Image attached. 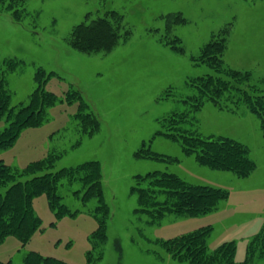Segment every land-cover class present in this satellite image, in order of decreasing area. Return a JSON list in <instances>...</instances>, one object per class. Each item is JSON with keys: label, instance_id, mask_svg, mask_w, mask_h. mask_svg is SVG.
Wrapping results in <instances>:
<instances>
[{"label": "rangeland", "instance_id": "obj_1", "mask_svg": "<svg viewBox=\"0 0 264 264\" xmlns=\"http://www.w3.org/2000/svg\"><path fill=\"white\" fill-rule=\"evenodd\" d=\"M25 7L27 17L16 23L0 5V61H24L6 74L11 105L27 103L35 88V71L43 67L62 77H53L46 88L58 95L70 84L80 89L101 128L84 135L73 117L76 105L58 104L48 110L43 126L26 128L13 147L0 150V158L21 169L49 151L61 153L53 171L99 160L111 218L104 255L95 264H188L171 258L155 240L207 225L213 227L209 248L234 240L235 259L242 262L249 241L264 223V137L258 118L243 105L232 112L211 102L194 114L198 125L192 129L202 136H228L249 147L257 167L246 178L201 165L194 155L184 154L179 141L158 135V130L163 129V118L185 109L180 99L192 92L187 78L215 73L205 64L196 65L193 57L222 28L231 25L225 64L264 76V0H26ZM111 10L123 16L122 32L130 31L127 39H121L112 51L91 54L69 45L66 38L87 14L96 18ZM172 12H182L187 22L169 30L164 15ZM167 35L181 39L183 54L161 41ZM6 125L0 118V132ZM151 139L153 151L178 161L135 157L142 143ZM155 170L228 189L229 198L207 215L167 214L160 224L150 225L147 215L135 212L137 194L131 188L136 175ZM79 188L80 183L63 182L58 190L63 202L77 210L74 217L57 219L46 196L37 197L34 206L43 230L24 247L16 237H8L0 245V260L22 264L26 252L36 250L68 264H92L89 235L97 219L88 210L97 202L93 199L84 205L74 195Z\"/></svg>", "mask_w": 264, "mask_h": 264}, {"label": "trees", "instance_id": "obj_2", "mask_svg": "<svg viewBox=\"0 0 264 264\" xmlns=\"http://www.w3.org/2000/svg\"><path fill=\"white\" fill-rule=\"evenodd\" d=\"M26 0H0V5L10 13L16 23H22L28 15ZM170 30L175 25L184 24L187 19L182 12L164 15ZM123 16L115 10L107 11L104 16L91 18L87 14L84 21L73 27L66 38L69 45L83 53L112 51L121 39H127L130 31L122 32ZM231 25L222 28L202 46L198 56L193 57L196 65L205 64L215 73L188 77L186 84L192 86V92L180 100L186 105L184 110L171 113L163 118V129L158 135L173 141H179L185 155H194L195 159L210 169L229 171L237 177L246 178L257 167L250 156L249 147L243 142L223 135L202 136L192 126L198 125L194 114L211 102L221 110L237 112L240 106L255 115L264 137V76L255 77L250 70H239L225 64ZM100 37H103L102 39ZM174 37V38H172ZM162 38L173 51L184 53L181 39L174 35ZM23 60L8 59L0 61V118L7 125L0 132V150L13 147L26 128L40 127L48 119V110L58 104L76 105L73 114L80 132L90 136L99 131L101 121L90 109L80 89L70 84L61 95L46 88L57 72L38 67L35 71V88L27 103L11 105V97L6 89V74L9 70L23 64ZM170 92H167L169 97ZM176 93V92H175ZM150 143L143 142L135 152L141 159L178 161L177 158L158 153L151 149ZM61 153L49 151L44 157L31 161L24 168H14L0 158V245L10 236H14L24 247L32 237L43 230V220L37 214L35 199L45 195L50 209L57 219L74 217L77 210L67 206L58 193L63 182L72 185L80 183L81 188L74 191L87 204L96 199V206L88 212L97 219V227L90 233L91 249L88 258L92 264L101 260L104 245L108 240V223L111 218L110 206L105 197L102 168L99 160L90 159L79 164L53 171ZM131 191L137 194L136 213L148 216L150 225L160 224L167 214L199 217L217 210L219 203L227 200L228 189L209 184H197L167 171H149L136 175ZM56 223L51 222L54 226ZM211 225L202 226L187 233L168 239H156L171 258L188 264H257L264 261V223L249 241L246 258L236 261L237 242H223L210 249L208 239L212 234ZM120 247L119 243L117 245ZM263 259V260H262ZM0 264H14L12 259L0 260ZM22 264H68L62 259L46 256L36 250L26 252ZM264 264V262L262 263Z\"/></svg>", "mask_w": 264, "mask_h": 264}, {"label": "snow or ice", "instance_id": "obj_3", "mask_svg": "<svg viewBox=\"0 0 264 264\" xmlns=\"http://www.w3.org/2000/svg\"><path fill=\"white\" fill-rule=\"evenodd\" d=\"M101 39L103 38V37H100Z\"/></svg>", "mask_w": 264, "mask_h": 264}]
</instances>
